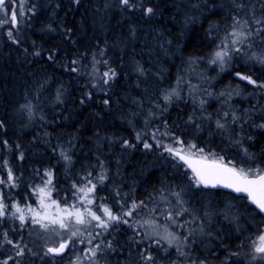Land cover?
I'll use <instances>...</instances> for the list:
<instances>
[{
	"label": "snow or ice",
	"instance_id": "6c2138e0",
	"mask_svg": "<svg viewBox=\"0 0 264 264\" xmlns=\"http://www.w3.org/2000/svg\"><path fill=\"white\" fill-rule=\"evenodd\" d=\"M71 2L79 5L81 0ZM112 6L106 0L104 8ZM114 6L140 19H153L161 13L157 0H115ZM60 8L57 3L53 15ZM219 8L223 24L209 23L207 29V64L221 72L232 67L231 74L239 81L216 94V98H223L222 108L209 112L204 97H213L214 93L178 76L176 86L163 90L147 109L142 127L135 124L138 113L129 115L131 137L108 138L110 146L119 144L121 156L139 149L168 161L183 174L186 186L162 180L146 199H137L134 189L125 192L123 183H115L120 178V159L115 161V173L103 154L95 155V163L81 162L76 169V145L71 139L67 146L58 143L50 148L56 163L33 166L25 181L19 168L26 150L17 140L4 138L8 125L6 119H0V264H36L37 260L40 264H56L69 254L68 264H264V219L256 223L253 217L250 230L240 224L238 214L230 215L231 206L226 204L224 219L231 220L239 234L233 245L230 239L210 230L213 213L205 210L200 214L185 198L187 188L229 189V195L249 202L256 215L264 217V146L253 150L257 146L256 130L264 134V104L238 109L231 103L234 97L244 98L245 93L264 100V78L252 71L257 66L264 69V0H229ZM40 11L38 0H0V29H6L7 39L27 57H43L66 72L80 86L79 104L98 97L103 107L110 108L115 98L113 89L122 73L117 71L119 64L113 67L108 42L101 45L97 41L91 52L82 50L76 30L61 24L62 38L44 48L27 37L26 31ZM39 31L53 33L57 28L49 23ZM237 60L251 68L241 71ZM202 62L203 57H190L189 70ZM135 71L146 75L138 62ZM198 78L201 82L208 80L203 74ZM181 83L187 86L193 108L169 122L165 114L185 101ZM66 91L61 83L56 90L58 102L63 103L61 97ZM134 102L143 108L142 101ZM19 111L32 121L37 118L38 105L28 101ZM38 119L43 121L45 116ZM214 138L219 143L213 145ZM57 165L64 168L69 184L66 191L57 189ZM21 183L34 199L11 195ZM206 240H215L216 244L209 248Z\"/></svg>",
	"mask_w": 264,
	"mask_h": 264
},
{
	"label": "trees",
	"instance_id": "16d2710c",
	"mask_svg": "<svg viewBox=\"0 0 264 264\" xmlns=\"http://www.w3.org/2000/svg\"><path fill=\"white\" fill-rule=\"evenodd\" d=\"M38 2L41 11L32 22L31 29L26 30L27 37L35 39L44 48H49L62 38L59 26L64 24L76 30L82 50L91 52L95 50L97 41L103 45L106 40L113 67L119 64L117 71L122 75L113 89L115 98L110 108L103 107L98 102V97L81 105L78 102L81 96L80 86L66 72L53 67L43 57H27L7 39L6 29H0V119H6L8 125L4 138L17 140L26 150V159L20 163L19 168L25 174V181L29 180L33 166H46L49 161L56 163L57 157L50 148L58 143L67 146L71 139L76 145V169L80 168L81 162L95 163V155L103 154L115 173V161L120 159V178L115 183H123L125 192L134 189L137 199H146L147 193L160 187L162 180L186 186L183 174L174 170L168 161L139 149L125 151L121 156L119 144L110 146L108 138L131 137L132 129L127 123L129 115L138 113L135 124L138 128L142 127L147 109L159 99L163 90L176 86L178 76L184 80L191 79L194 85L199 83L201 88L214 93L213 97H204L208 101L209 112L215 113L222 108L223 98H216V94L229 84L235 85L239 81L231 74L234 71L232 67L221 72L217 66L207 64V54L210 51L207 29L209 23L219 21L223 24L219 5H227L229 0H157L161 13L153 19L129 17L114 6L115 0H107L113 5L107 9L104 8L106 0H81L79 5L73 4L71 0ZM57 3L61 8L53 15L52 10ZM213 12L218 14L213 15ZM223 15L226 16L227 12H223ZM49 23L57 28L56 32L39 31ZM24 46L27 47L28 44L25 43ZM190 57H203L204 62L190 71ZM137 62L144 67L145 76H140L135 71ZM236 63L240 65L241 71L247 72L251 68V65L245 67L239 60ZM252 71L264 78V69L257 66ZM198 74L207 76L208 80L201 82ZM47 77L50 79L45 83ZM61 83L67 89L61 97L63 103L56 100V90ZM41 84L44 85L43 88ZM181 87L185 89V101L179 103L178 107L174 105L165 114L169 122L192 111L187 86L181 83ZM247 91L252 89L248 88ZM137 100L143 102V108L134 102ZM28 101L38 105L37 118L32 121L19 111L20 106ZM258 102L264 104L259 96L253 98L247 96V93L244 98L234 97L231 101L238 109L258 106ZM39 115H44L45 120H39ZM255 118L259 121V114ZM45 133L49 135L45 137ZM255 135L257 146L253 150L258 151L264 146V134L256 130ZM202 138L208 139L205 134H202ZM217 143L219 139L214 138L213 145ZM57 180L58 190L66 191L69 188L61 165H57ZM33 182L39 183V180ZM5 191L7 194V189ZM29 192L26 184L21 183L20 188L13 190L11 195L17 199L21 196L34 199L28 195ZM185 198L189 201V206L197 209L200 214L205 210L213 213L210 230L230 239L233 245L238 242L236 237L239 234L231 220L224 219L223 212L228 211L226 204L231 206L230 215L238 214L240 224L248 226L250 230L253 217L256 223L264 219L256 215L249 202L236 200L233 195L223 191L187 188ZM205 244L211 248L216 241L206 240ZM172 256L174 258L175 253ZM36 264L40 262L37 260Z\"/></svg>",
	"mask_w": 264,
	"mask_h": 264
},
{
	"label": "rangeland",
	"instance_id": "374dc122",
	"mask_svg": "<svg viewBox=\"0 0 264 264\" xmlns=\"http://www.w3.org/2000/svg\"><path fill=\"white\" fill-rule=\"evenodd\" d=\"M215 222V221H214ZM70 255V254H69ZM69 255H66L65 256V259L63 260V261H57L56 262V264H58V262H59V264H68V259H69Z\"/></svg>",
	"mask_w": 264,
	"mask_h": 264
},
{
	"label": "water",
	"instance_id": "95a60500",
	"mask_svg": "<svg viewBox=\"0 0 264 264\" xmlns=\"http://www.w3.org/2000/svg\"><path fill=\"white\" fill-rule=\"evenodd\" d=\"M214 190L223 191V192L228 193V194L231 192V190H229V189H222V188L221 189H214ZM231 195L235 196L236 194H231ZM252 207L254 208V206H252Z\"/></svg>",
	"mask_w": 264,
	"mask_h": 264
}]
</instances>
